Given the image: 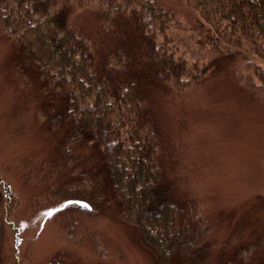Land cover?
I'll use <instances>...</instances> for the list:
<instances>
[{"label":"trees","instance_id":"1","mask_svg":"<svg viewBox=\"0 0 264 264\" xmlns=\"http://www.w3.org/2000/svg\"><path fill=\"white\" fill-rule=\"evenodd\" d=\"M188 1L207 20L218 14L227 23L215 31L213 48L248 55L243 69L258 79L252 87L264 101V0ZM209 3L216 8L208 9ZM69 6L62 0H0V33L11 38L20 64L37 70L43 103L50 106L48 126L58 134L51 162L61 180L53 193L63 199L59 224L74 249L47 264H112L98 225L107 218L134 232L150 264H233L214 250L197 195L179 189L185 128L170 140L157 114L164 97L184 101L213 62L184 78L185 62L159 40L177 20L161 0ZM79 10L95 15L90 30L73 24ZM12 195L8 186L0 189V204L12 206ZM4 234L0 224V246ZM263 241L264 229L251 250L264 251ZM79 249H89L88 261ZM242 254L235 252L238 264L252 257Z\"/></svg>","mask_w":264,"mask_h":264},{"label":"rangeland","instance_id":"2","mask_svg":"<svg viewBox=\"0 0 264 264\" xmlns=\"http://www.w3.org/2000/svg\"><path fill=\"white\" fill-rule=\"evenodd\" d=\"M62 1L70 7L85 0ZM161 1L177 20L159 40L185 62L184 78L213 62L188 88L184 101L178 95L164 97L157 108L170 140L185 128L179 189L197 195L215 251L238 264L235 252L242 249L246 259L252 256L242 264H259L264 251L251 250L264 229V101L252 87L258 79L243 69L248 55L213 48L215 31L227 24L218 14L207 20L188 0ZM212 4L208 9L216 8ZM72 20L84 31L95 25L90 10L76 11ZM43 87L37 70L24 68L11 38L0 33V189L8 186L13 192L12 206L0 204L5 233L0 264H47L63 249H74L59 224L63 199L53 193L61 180L51 162L58 134L48 126L50 106L43 103ZM98 225L112 264H150L133 231L114 218ZM78 253L84 262L92 254L89 249Z\"/></svg>","mask_w":264,"mask_h":264}]
</instances>
